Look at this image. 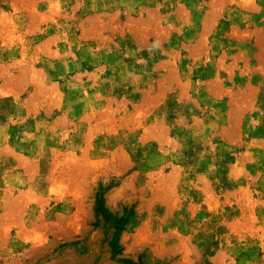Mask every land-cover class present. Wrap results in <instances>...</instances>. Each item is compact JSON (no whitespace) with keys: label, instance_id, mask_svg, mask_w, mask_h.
<instances>
[{"label":"rangeland","instance_id":"rangeland-1","mask_svg":"<svg viewBox=\"0 0 264 264\" xmlns=\"http://www.w3.org/2000/svg\"><path fill=\"white\" fill-rule=\"evenodd\" d=\"M129 262L264 264V0H0V264Z\"/></svg>","mask_w":264,"mask_h":264},{"label":"trees","instance_id":"trees-1","mask_svg":"<svg viewBox=\"0 0 264 264\" xmlns=\"http://www.w3.org/2000/svg\"><path fill=\"white\" fill-rule=\"evenodd\" d=\"M97 206H98V211L103 216L106 223L115 228L114 237L112 238L110 245L112 248V252L116 254L119 252V249H120L119 246L117 245L116 235L121 229V226H120L121 218H118V219L113 218L112 214L109 212V210L104 205L102 192H99L97 195ZM129 264H135V263L129 262Z\"/></svg>","mask_w":264,"mask_h":264}]
</instances>
